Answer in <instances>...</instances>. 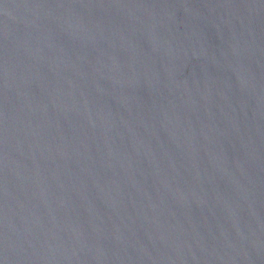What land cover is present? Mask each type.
Wrapping results in <instances>:
<instances>
[{"label": "water", "instance_id": "1", "mask_svg": "<svg viewBox=\"0 0 264 264\" xmlns=\"http://www.w3.org/2000/svg\"><path fill=\"white\" fill-rule=\"evenodd\" d=\"M0 264H264V0H0Z\"/></svg>", "mask_w": 264, "mask_h": 264}]
</instances>
